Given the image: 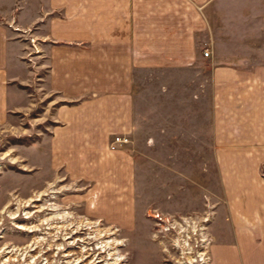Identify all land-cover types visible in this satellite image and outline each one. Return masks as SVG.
I'll return each mask as SVG.
<instances>
[{
  "label": "crops",
  "instance_id": "obj_1",
  "mask_svg": "<svg viewBox=\"0 0 264 264\" xmlns=\"http://www.w3.org/2000/svg\"><path fill=\"white\" fill-rule=\"evenodd\" d=\"M31 48L60 97L51 169L101 182L114 137L135 131L142 77L162 70L165 97L194 100L221 185L206 264H264V0H0V123Z\"/></svg>",
  "mask_w": 264,
  "mask_h": 264
},
{
  "label": "rangeland",
  "instance_id": "obj_2",
  "mask_svg": "<svg viewBox=\"0 0 264 264\" xmlns=\"http://www.w3.org/2000/svg\"><path fill=\"white\" fill-rule=\"evenodd\" d=\"M27 51L33 74L17 86L0 123V264H77L87 256L82 248L92 253L87 264L98 257L99 230L122 242V264H206L223 194L209 147L195 144L194 100L174 98V88L165 97L162 70L144 74L135 131L107 148L114 152L104 162V184L68 177L47 158L60 97L36 80L35 50Z\"/></svg>",
  "mask_w": 264,
  "mask_h": 264
},
{
  "label": "bare ground",
  "instance_id": "obj_3",
  "mask_svg": "<svg viewBox=\"0 0 264 264\" xmlns=\"http://www.w3.org/2000/svg\"><path fill=\"white\" fill-rule=\"evenodd\" d=\"M13 218H15V215H13ZM17 228L21 229V230H25V228L21 227V226H18ZM107 232H109V231H107ZM112 234L113 233H109V234L104 233V231H102V230L98 231V233L96 234L95 240L96 241L102 240L101 242L98 243L97 248H96L97 251H99V253H97L98 257H96L95 260L89 261L87 264H122L123 263L124 257L120 256V254L118 252L119 246H122L123 244L120 241L110 240L107 235L110 236ZM81 242L85 243L84 240ZM30 251H31V249H30ZM90 251H91L90 249L82 248L80 252L83 254H86L87 256H85V258L83 257L81 260L77 261L76 263L77 264H84L83 261L87 260L92 255V253H90ZM102 255H105V256L103 257Z\"/></svg>",
  "mask_w": 264,
  "mask_h": 264
},
{
  "label": "built area",
  "instance_id": "obj_4",
  "mask_svg": "<svg viewBox=\"0 0 264 264\" xmlns=\"http://www.w3.org/2000/svg\"><path fill=\"white\" fill-rule=\"evenodd\" d=\"M204 55L207 56L208 52L204 51ZM126 140H127L126 138H122V137H116L115 138V142H119V143L125 142Z\"/></svg>",
  "mask_w": 264,
  "mask_h": 264
},
{
  "label": "flooded vegetation",
  "instance_id": "obj_5",
  "mask_svg": "<svg viewBox=\"0 0 264 264\" xmlns=\"http://www.w3.org/2000/svg\"><path fill=\"white\" fill-rule=\"evenodd\" d=\"M42 195H43V194H42ZM42 195H41V196H42Z\"/></svg>",
  "mask_w": 264,
  "mask_h": 264
}]
</instances>
